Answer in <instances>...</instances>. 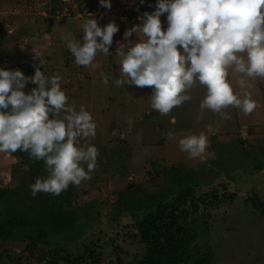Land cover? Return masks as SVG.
Wrapping results in <instances>:
<instances>
[{
    "label": "rangeland",
    "instance_id": "374dc122",
    "mask_svg": "<svg viewBox=\"0 0 264 264\" xmlns=\"http://www.w3.org/2000/svg\"><path fill=\"white\" fill-rule=\"evenodd\" d=\"M86 1L80 9L79 3L71 0H0V67L14 70L32 61L46 76L58 73L69 102L77 108L84 105L97 118L96 136L90 140L100 147L97 167L90 180L74 187L79 194L75 204L89 207L91 202L90 207L101 215L81 240L70 244L40 243L29 251L27 239H0V264H68L62 258L66 252L73 255V261L87 246L95 248L96 255H83L87 260L82 264H138L145 248L137 237L136 220L114 221V205L122 192L128 198L137 192H158L165 184L158 170L173 166L197 175L201 181L197 197L213 201L214 193L219 198L226 195L220 203L201 206L190 219L195 240L188 264H264V215L252 201L264 203V165L260 171L254 163L264 149V80L250 82L249 91L257 103L251 114L230 108L232 119L222 122L218 115L200 108L205 89L196 85L189 91L190 101L169 115H160L150 107V88L117 87L110 82L119 76L117 42L126 43L123 32L139 23L137 17L143 12L153 11L156 0H144L143 4L140 0H111L110 9L101 7L99 0ZM89 14L101 27L115 21L119 31L107 56L98 54L92 66H77L60 37L71 32L75 39H82L79 25ZM161 22L166 27L164 16ZM129 39H136L135 34ZM101 72L110 74L107 84L100 82ZM230 78L239 91L235 87L237 74ZM33 87L29 83L25 92ZM171 117L175 124L170 123ZM169 130L174 137L166 135ZM200 132L206 134L209 147L201 158L191 159L180 151L178 140ZM208 152H214L215 157ZM22 170L19 159L0 153V189L19 187ZM130 184L135 188L129 190ZM20 196L25 203L38 199L30 189ZM56 247L59 252L54 254L51 249Z\"/></svg>",
    "mask_w": 264,
    "mask_h": 264
},
{
    "label": "clouds",
    "instance_id": "9594fccd",
    "mask_svg": "<svg viewBox=\"0 0 264 264\" xmlns=\"http://www.w3.org/2000/svg\"><path fill=\"white\" fill-rule=\"evenodd\" d=\"M141 4L144 0H140ZM111 8V0H99ZM152 7V5H149ZM166 20L162 26L161 17ZM117 42L119 76L117 87L150 88L151 109L160 115L192 99L196 85L205 89L200 108L232 119L228 109L245 115L257 107L249 91L251 81L264 80V0H156L154 10L137 17ZM82 39L71 32L61 40L77 66L93 65L98 54L107 56L119 31L115 21L101 27L91 14L79 25ZM135 34L136 39H129ZM44 67V62L39 60ZM232 74H237L233 87ZM110 74L100 73L107 84ZM58 73L46 76L40 67L26 76L20 69L0 67V153L28 154L43 162L45 176L29 184L38 193L59 196L69 186L91 179L99 151L90 143L97 124L84 105L77 108L61 86ZM31 83L35 87L25 92ZM175 124V118H170ZM166 135L174 137L169 130ZM181 152L201 158L209 147L206 134H190L178 140ZM215 157L214 152H208Z\"/></svg>",
    "mask_w": 264,
    "mask_h": 264
},
{
    "label": "trees",
    "instance_id": "16d2710c",
    "mask_svg": "<svg viewBox=\"0 0 264 264\" xmlns=\"http://www.w3.org/2000/svg\"><path fill=\"white\" fill-rule=\"evenodd\" d=\"M71 1L79 3L80 9L87 2ZM36 67H39L38 64L32 61L17 66L26 76L34 75ZM115 68L116 66L112 69ZM113 80L114 78L110 82L113 83ZM93 118L97 120L96 116ZM96 147H99L97 142ZM262 150L264 149H261L260 155L264 156ZM9 154L20 160L23 170L19 187L0 189V239H27L30 243L29 251L40 243L50 246L59 244L60 241L70 244L74 240H81L88 233L87 228H91L89 225L101 217L95 208L93 210L90 207L91 202L89 207L77 206L75 203L79 194L70 185L59 196L39 193L36 195L38 199L30 198L29 203H25L20 195L28 192L29 184L34 182V178L46 175L43 162L30 160L27 153L19 150ZM260 155L255 156L254 163L255 168L262 171L264 158ZM241 169H244V165ZM190 173L175 166L164 167L157 174L165 179V184L158 192H137L129 198L126 197L127 193H119L112 212L113 220L130 217L136 220L137 237L145 248L144 257L138 264H188L190 245L195 240V230L190 226V219L198 213L201 206L220 203L226 199V195L219 198L217 193L212 194L213 201L210 197H197L196 188L201 186V181L196 174ZM133 188V184L128 186L129 190ZM252 201L253 206L264 215V203L255 198ZM58 248L51 250L55 254L59 252ZM92 248L87 246L83 255L94 257L95 248ZM83 255L76 256L72 261L73 255L66 252L62 258L68 264H82L87 260V256L84 258Z\"/></svg>",
    "mask_w": 264,
    "mask_h": 264
}]
</instances>
